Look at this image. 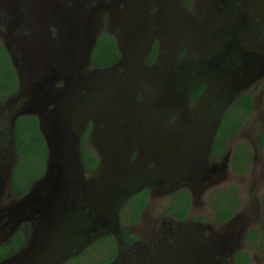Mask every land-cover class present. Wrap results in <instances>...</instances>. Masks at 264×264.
Returning a JSON list of instances; mask_svg holds the SVG:
<instances>
[{
  "label": "water",
  "instance_id": "95a60500",
  "mask_svg": "<svg viewBox=\"0 0 264 264\" xmlns=\"http://www.w3.org/2000/svg\"><path fill=\"white\" fill-rule=\"evenodd\" d=\"M235 1L205 0V20L199 23L209 26L204 37L211 33L214 41L222 31L237 35L245 21L241 11L232 9ZM154 7L156 11L151 12ZM105 19L120 57L98 68L91 59ZM199 24L183 8V0H0V43L18 84L16 93L0 103V121L7 120L9 145L0 155L4 152L11 158L9 164L0 163V221L4 219L6 228L0 243L9 241L22 224L30 225L25 245L0 264H64L106 235L114 236L121 246L119 209L133 194L180 177L194 184L197 180L219 184L226 178L230 149L218 164L200 168L201 153L173 157L174 133L164 134L162 148L155 140L164 130L154 111L188 115L184 93L174 90L180 70L174 74L169 68L179 47L195 34L199 49L210 47L198 37L202 35ZM160 37L168 39L161 67L146 65L151 43ZM224 43L230 49L236 42ZM223 59L216 53L208 58L207 67ZM233 72V89L240 92L264 76V63L257 64L256 57L243 58ZM146 80L155 88L153 98L143 97ZM139 91L143 100L136 102ZM27 116L37 119L46 147L45 168L26 194L14 197L10 175L17 158L15 121ZM89 122V137L102 165L92 174L86 172L81 157V136ZM134 150L138 156L130 163ZM159 152L170 162L177 159L173 161L177 175L172 169L161 173L147 168ZM202 187L197 183L190 189L191 201ZM160 191L154 193L161 194L164 188ZM198 227L191 233L197 234L192 241L181 247L186 252L171 249V257L160 256L152 264H220L225 258V264H233L234 252L244 249L249 225L235 214L217 229Z\"/></svg>",
  "mask_w": 264,
  "mask_h": 264
},
{
  "label": "flooded vegetation",
  "instance_id": "af4514ba",
  "mask_svg": "<svg viewBox=\"0 0 264 264\" xmlns=\"http://www.w3.org/2000/svg\"><path fill=\"white\" fill-rule=\"evenodd\" d=\"M231 7L234 11H241V14L243 13L245 25H242V27L239 28L237 35H235L234 37L228 34L227 32L222 31L221 35L217 33L213 37L214 39L213 41L210 38L211 33L208 34V36H206L207 38L204 37L205 35L203 36V31L208 30L209 26L207 27V25L199 24L200 22L205 20V16H206L205 0H191V3L188 8L186 7L185 1L183 0V8L186 9L188 14H190V16L194 19V21H196L199 24V27L202 28V35L198 34V37L199 36L202 37V41L204 43L210 44V47L205 50L199 49L197 46V41L195 40V36H196L195 34L192 37L193 39H190L187 45H183V47H179V49L176 52V61L173 64V67L169 68V72H172L174 74H176V72L180 70L179 77H177L178 80L176 81L177 78L175 79L176 87H174V90L175 92L184 93V97L188 109L187 110L188 115L182 116L181 113L179 112H177L176 114L174 113L168 114L160 110L154 111V117L158 120V123L161 125V127L164 130V132L160 131L158 135L159 134L161 135H159L157 139H155L158 142L160 148H162L164 145L163 144V139H165L164 134L170 135L174 133L175 135L174 138L176 139V143L175 146L173 145V147H175L176 149L173 150L172 152L174 153L173 157H178V156L188 157L189 154L194 155L201 153L203 164L201 165L199 164L200 168L201 167L205 168L218 164L224 158L225 154L229 150L228 149V144L230 143L229 140H232L233 138L226 140L227 151L223 155H220L218 157H210L211 144L213 139L210 142V147L206 148V146L208 144L209 135L214 130L216 123L219 122L216 127V131H217L222 114L230 104H232L241 95H249L253 101V111L258 112V110L262 108V102L260 103V105H258V103H256V98L254 95L256 93L255 87H257L258 83L261 81H263L264 83V76L260 80L256 81L252 86L240 92H236L233 89L232 79L234 74L233 71L237 70L241 66L243 58L256 57L257 64L264 63V0H247L245 4L242 3L240 0H237L232 4ZM155 11L156 8L154 7L151 10V12H155ZM219 19L220 16H216V20L218 21ZM210 24H211L210 27L212 28L213 23L211 22ZM104 28H107V26L106 25L103 26V30L102 32H100V34L106 33L104 31ZM106 34H110V33H106ZM110 35L112 36V34ZM166 39L164 37H160L159 39L155 38L152 41L151 45L154 42L157 44V48H158L157 55L153 63L146 65H156L158 67H161V61H163L167 52L166 47L168 42L166 41ZM224 41H227L228 43L229 42H236V43L233 46H231L230 49L229 48L226 49ZM216 53L223 55L224 57L223 61L218 62V64L212 68L207 67L208 58L212 57ZM150 81L151 80L144 81V83H146L148 88V91H146L147 92L146 95L143 96L145 99L147 97L153 98L156 92L153 84L151 83L152 81L151 82ZM199 86H203V89L193 99L192 96H193L194 88ZM17 88H18V84H17ZM13 94L8 95L7 97ZM4 100L0 101V103L3 102ZM259 118L262 122H264V112L259 114ZM4 125L8 131V123L6 119L0 121V127H1L0 142H2L1 135L3 133ZM91 125L92 123L89 122L82 135L85 133L87 129L89 135L92 128ZM252 144L254 146L256 145L261 150V147L256 142L255 134ZM8 146L9 145L7 141V146L5 148H8ZM160 154L161 152L158 153V156L157 158H155V160L152 159L153 161H148L147 168L152 170L153 172L157 171L161 173H166L168 172V170L172 169L173 171L172 174L177 175L178 170L173 168L175 166L173 164V161H176L177 159L172 158L170 162L168 159L161 158ZM137 156H138L137 151L134 150L131 153L129 162L130 163L134 162L137 159ZM230 158H231V154H230ZM100 166L102 165L99 163V158H98V166L96 169H98ZM228 169L232 171L230 159L228 163ZM11 175H10V184H11ZM197 183L198 184L200 183L201 186H203L200 189V192H202L203 195L202 197H203L204 205L208 204L209 206V203L207 201L208 196L214 193L216 190L221 189L218 183L212 184V181L210 180H204L200 182L199 180H197L194 184V182L191 183L190 181L180 177L178 179L166 180L161 185L149 186L148 189L147 187L143 189L150 190L153 192L156 191L161 192L160 189L164 188L163 193L169 194V199L172 196H174L176 192L186 191L189 198L192 199V196L190 194V189H193L192 187L196 186ZM8 201L9 199L5 200L3 204L8 203ZM148 201L149 200L147 197L146 208H144L140 214V221L144 222L143 226L145 227L143 235L141 236V234L139 235V233H135V228H132L131 235L133 237H136V240L130 243L129 245H124V242L123 245L121 246L117 244L118 245L117 254L115 258L111 260L109 263H111L112 261H116L117 264H152L160 256H162L163 258L164 257L168 258V256L171 257L170 255L171 249L173 250L178 248L181 249L183 245L187 244L188 242H191L192 241L191 237L197 235L196 233L194 234L191 233L195 231L197 228H199L198 226H205L204 229H206V225H211L214 229H217L221 225L226 223L225 221L223 223L216 224L212 220L211 223L207 222L204 224V220L200 215L193 216L194 214L191 211V203L193 201L191 200L188 209L186 211L185 218H176L174 215L170 213L164 214L163 212L165 210L164 209L165 207H163V209L161 207H156V209L153 211L152 210L147 211ZM262 205H263V200L260 202L257 210L258 218L259 221H261V224H262V216H261ZM3 223H4V219L0 221V238L4 233V231L6 230V228L3 226ZM139 223L135 225H138ZM248 225L250 226V223H248ZM121 228L122 227L120 225V232H121ZM250 229L251 228H248V230L246 231L245 237ZM207 232L205 234L204 233L202 234L206 236L208 234ZM11 238L9 239V241L5 243H0V245H9ZM243 245L246 246L245 238L243 240ZM244 249L241 250L244 251ZM181 250L186 252V249L185 250L181 249ZM241 250H237V251H241ZM179 255H180V251H179ZM182 261H184L183 257H182ZM226 261H228L226 258L225 260L221 259L220 264H225Z\"/></svg>",
  "mask_w": 264,
  "mask_h": 264
},
{
  "label": "trees",
  "instance_id": "16d2710c",
  "mask_svg": "<svg viewBox=\"0 0 264 264\" xmlns=\"http://www.w3.org/2000/svg\"><path fill=\"white\" fill-rule=\"evenodd\" d=\"M188 8L191 0H184ZM157 44L154 42L144 60L145 64L154 62L157 55ZM120 57L114 38L110 34L101 33L92 53V65L105 68L115 63ZM203 89L195 87L193 99ZM17 90V78L10 61L0 44V101ZM253 111V101L249 95L239 96L223 112L219 127L211 144L210 157H218L227 151L226 140L235 137ZM88 129L81 136L82 163L88 174H92L98 166L95 152L85 148ZM256 142L264 150V133H256ZM14 144L17 160L11 175V189L16 197H21L29 190L31 184L44 172L46 147L37 127V119L33 116L19 117L15 122ZM43 155V156H42ZM251 152L247 144H237L230 158L233 173H244L251 163ZM190 198L186 191L176 192L164 206V214L170 213L176 218H185ZM211 217L216 224L229 220L238 207V189L230 184L226 188L216 190L207 199ZM147 205V190L133 194L123 202L119 209L121 238L124 245L136 240L131 229L140 222V214ZM262 224L259 229H250L245 237L246 244L253 247L264 260V199L262 205ZM30 233L29 223L12 236L9 245H0V260L19 251L26 243ZM118 245L112 235H106L90 244L83 252L70 258L64 264H108L117 254ZM234 264H251L250 256L245 251H237L233 255Z\"/></svg>",
  "mask_w": 264,
  "mask_h": 264
},
{
  "label": "rangeland",
  "instance_id": "374dc122",
  "mask_svg": "<svg viewBox=\"0 0 264 264\" xmlns=\"http://www.w3.org/2000/svg\"><path fill=\"white\" fill-rule=\"evenodd\" d=\"M105 25H107L106 19ZM104 31L106 33H110L107 28H104ZM262 83L263 81L259 82L257 87H255L256 93L254 95L256 98V103H258V105H260V103L262 102V108L259 109L258 112L253 111L248 121L244 123L243 127L239 130L235 137H233L232 140H229L230 143L228 144V149H230L231 152L237 144H247L250 147L249 149L252 157L250 166L244 173H233L229 169L226 178L223 181L219 182L221 188H226V186L230 184H233L237 187L238 207L235 213L241 214L242 217L246 219L248 223H250L249 228L251 229H259L261 226V221H259L257 210L260 202L264 199V150L261 151L256 145L254 146L252 144L254 134L264 133V122H262L259 118V114L264 112V83ZM144 89L145 91H148L146 84L144 85L142 91H144ZM142 95L143 94L141 93V91H139L137 93L135 101L141 102L143 100ZM89 135H87L84 146L85 148L90 149L96 153L94 142L90 139ZM1 137L2 142H0V151L2 148H5L7 146L8 141V131L5 125L3 126V133ZM2 154L3 156L0 155V163L4 165L9 164L11 162L10 156L6 155L4 152H2ZM149 191L150 190H147V197L149 200L147 211H153L156 209V207H161L163 209V207L170 200L169 194L167 193L156 194L154 192L149 193ZM202 196V192H200L198 197L194 198V201L191 203V211L194 214L193 216L200 215L204 220V224L207 222L211 223V210L208 204L204 205ZM141 222L142 221H140V223L138 225H135L133 228H135V233H139V235L141 234L142 236L145 227L143 226L144 222H142V224ZM244 247V251H246L250 256L251 264H264V260L260 257V255L253 247L248 244H246V246Z\"/></svg>",
  "mask_w": 264,
  "mask_h": 264
}]
</instances>
